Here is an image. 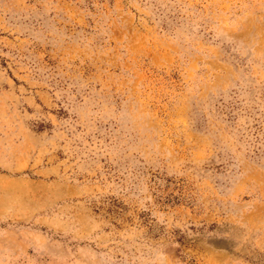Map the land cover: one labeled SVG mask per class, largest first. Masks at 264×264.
<instances>
[{"label": "rangeland", "instance_id": "obj_1", "mask_svg": "<svg viewBox=\"0 0 264 264\" xmlns=\"http://www.w3.org/2000/svg\"><path fill=\"white\" fill-rule=\"evenodd\" d=\"M0 264H264V0H0Z\"/></svg>", "mask_w": 264, "mask_h": 264}]
</instances>
